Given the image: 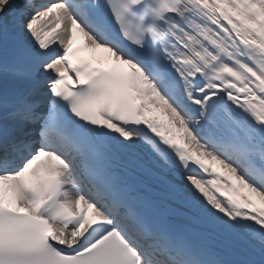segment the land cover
<instances>
[{
    "label": "snow or ice",
    "instance_id": "obj_1",
    "mask_svg": "<svg viewBox=\"0 0 264 264\" xmlns=\"http://www.w3.org/2000/svg\"><path fill=\"white\" fill-rule=\"evenodd\" d=\"M0 264H264V0H0Z\"/></svg>",
    "mask_w": 264,
    "mask_h": 264
},
{
    "label": "bare ground",
    "instance_id": "obj_2",
    "mask_svg": "<svg viewBox=\"0 0 264 264\" xmlns=\"http://www.w3.org/2000/svg\"><path fill=\"white\" fill-rule=\"evenodd\" d=\"M155 187H156V189H155L156 192H155V193H159V192L162 191V188H161V186L159 185V183H158L157 181H155ZM152 194H153V193H147V195H152ZM155 198L159 199V197H155ZM164 203L173 204V205L177 206V209L179 210L178 212H186V211H187V208H186L182 203H180V202L177 203V202L174 201V200H166V201H164ZM176 218H177L181 223L183 222L181 216L177 215ZM205 231L207 232V234H209V235H211V236H215V235L211 232L210 229H205ZM218 240L221 241V239H219V238H218ZM221 242H222V241H221Z\"/></svg>",
    "mask_w": 264,
    "mask_h": 264
}]
</instances>
